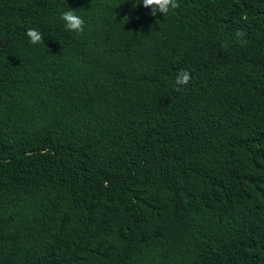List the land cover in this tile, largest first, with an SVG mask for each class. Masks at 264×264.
<instances>
[{
    "label": "trees",
    "instance_id": "16d2710c",
    "mask_svg": "<svg viewBox=\"0 0 264 264\" xmlns=\"http://www.w3.org/2000/svg\"><path fill=\"white\" fill-rule=\"evenodd\" d=\"M179 4L0 0V264H264V0Z\"/></svg>",
    "mask_w": 264,
    "mask_h": 264
},
{
    "label": "clouds",
    "instance_id": "9594fccd",
    "mask_svg": "<svg viewBox=\"0 0 264 264\" xmlns=\"http://www.w3.org/2000/svg\"><path fill=\"white\" fill-rule=\"evenodd\" d=\"M141 2L143 8L150 9L149 14L153 17L157 13L166 16L170 11L180 7L179 0H140ZM127 19V17L124 18L126 21ZM60 20L63 22L66 31L76 34L83 33L85 21L80 15H77L75 10L67 8V10L61 12ZM25 35L31 45L42 44L44 42L42 34L36 29L29 28ZM235 35L243 43H247V40L244 39L246 33L238 30ZM190 79V73L186 70H181L175 79L176 91H183V86H187Z\"/></svg>",
    "mask_w": 264,
    "mask_h": 264
}]
</instances>
